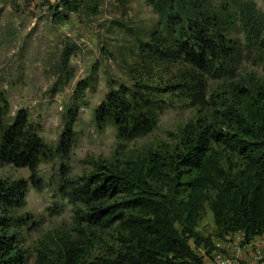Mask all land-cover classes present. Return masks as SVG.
I'll use <instances>...</instances> for the list:
<instances>
[{
	"label": "trees",
	"instance_id": "trees-1",
	"mask_svg": "<svg viewBox=\"0 0 264 264\" xmlns=\"http://www.w3.org/2000/svg\"><path fill=\"white\" fill-rule=\"evenodd\" d=\"M146 1L159 22L129 70L132 87L111 90L95 110L96 126L114 130L120 143L150 134L171 105L167 95L203 117L180 131L174 150L100 158L60 186L76 206L77 235L60 238L51 256L40 252L37 264H183L194 257L191 240L210 244L200 230L207 211L217 235L264 232V75L239 71L246 61L264 68V12L254 0ZM83 5L60 0L54 17ZM7 101L0 93V167L29 168L35 180L41 163L71 151L74 123L66 120L49 147L24 111L5 121ZM28 192V181L0 179V264H27L29 216L19 212ZM95 231H116L120 246L90 261Z\"/></svg>",
	"mask_w": 264,
	"mask_h": 264
},
{
	"label": "rangeland",
	"instance_id": "rangeland-1",
	"mask_svg": "<svg viewBox=\"0 0 264 264\" xmlns=\"http://www.w3.org/2000/svg\"><path fill=\"white\" fill-rule=\"evenodd\" d=\"M254 1L264 12V0ZM59 2L3 0L0 4V93L8 100L5 121L24 111L53 148L66 120L74 123L76 132L71 151L41 163L35 180L29 168L0 167V179L28 181L27 205L19 212L29 216L24 226L27 264H37L40 252L51 256L60 238L77 235L76 206L60 186L90 173L100 158L174 150L180 146V131L203 117L198 108L167 95L162 100L171 105L161 112L152 133L120 143L114 130H98L95 110L111 90L132 87L129 70L159 16L146 0H84L79 12L60 9L63 17L56 18ZM238 36L244 42V36ZM72 48L73 56L64 60L66 50ZM239 71L264 75V68L248 61ZM80 84L88 87L83 94ZM200 229H213L212 212L207 211ZM118 239L116 231H95L88 259L112 254L120 246Z\"/></svg>",
	"mask_w": 264,
	"mask_h": 264
},
{
	"label": "built area",
	"instance_id": "built-area-1",
	"mask_svg": "<svg viewBox=\"0 0 264 264\" xmlns=\"http://www.w3.org/2000/svg\"><path fill=\"white\" fill-rule=\"evenodd\" d=\"M203 233L210 237V244L197 245L191 240L194 257L183 264H264V232L250 236L246 231H235L220 236L213 225L211 231ZM174 261L178 264L180 260Z\"/></svg>",
	"mask_w": 264,
	"mask_h": 264
}]
</instances>
